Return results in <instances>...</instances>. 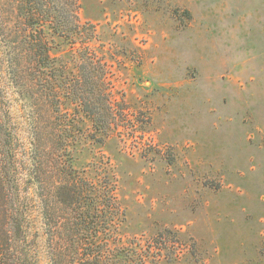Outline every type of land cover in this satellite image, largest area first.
Returning a JSON list of instances; mask_svg holds the SVG:
<instances>
[{
    "label": "rangeland",
    "instance_id": "1",
    "mask_svg": "<svg viewBox=\"0 0 264 264\" xmlns=\"http://www.w3.org/2000/svg\"><path fill=\"white\" fill-rule=\"evenodd\" d=\"M78 2L116 114L107 135L75 115L86 201L107 194L99 246L129 264H264V0ZM33 216L38 263L51 264Z\"/></svg>",
    "mask_w": 264,
    "mask_h": 264
},
{
    "label": "trees",
    "instance_id": "2",
    "mask_svg": "<svg viewBox=\"0 0 264 264\" xmlns=\"http://www.w3.org/2000/svg\"><path fill=\"white\" fill-rule=\"evenodd\" d=\"M79 9L78 0H0V264H39L35 212L53 238L51 264H129L99 246L107 242V194L87 202V180L72 164L76 113L102 135L116 117L107 64L91 45L95 25L82 23ZM59 38L70 41L66 58L53 53ZM18 100L28 147L18 134Z\"/></svg>",
    "mask_w": 264,
    "mask_h": 264
}]
</instances>
